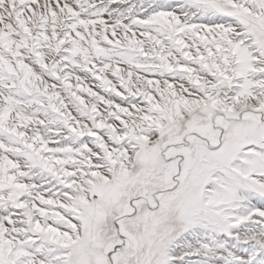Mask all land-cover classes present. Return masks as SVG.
<instances>
[{
    "label": "snow or ice",
    "instance_id": "obj_1",
    "mask_svg": "<svg viewBox=\"0 0 264 264\" xmlns=\"http://www.w3.org/2000/svg\"><path fill=\"white\" fill-rule=\"evenodd\" d=\"M0 264H264V0H0Z\"/></svg>",
    "mask_w": 264,
    "mask_h": 264
}]
</instances>
